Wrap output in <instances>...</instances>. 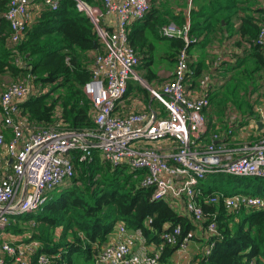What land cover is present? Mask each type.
<instances>
[{
    "label": "trees",
    "instance_id": "1",
    "mask_svg": "<svg viewBox=\"0 0 264 264\" xmlns=\"http://www.w3.org/2000/svg\"><path fill=\"white\" fill-rule=\"evenodd\" d=\"M8 1L0 0L1 12ZM83 1L99 7L102 0ZM155 1L151 0L149 12L142 18L144 29L128 32L131 47L138 48L137 53L143 48L146 50L143 56L138 53L142 64L146 66L149 62L151 56L147 53L154 48L152 40H168L174 62L179 51L186 47L191 81L188 86L197 90L198 80L204 74V60H192L191 50L203 48L219 30L224 38L232 39L236 50L230 55L231 61L220 60L217 65L220 68L226 64L218 72L224 74L229 87L215 102L217 98L211 97L210 85L208 107L216 103L214 108L224 116L230 114L226 109L232 103L236 111L232 109L231 116L241 115L244 119L240 123H245L246 118L253 115L252 103L244 99L245 89L252 83L255 86L260 77L258 72L264 76V44L256 41L264 21V0H203L207 7L197 9L193 7L196 0H176L181 9L175 13L166 10V3L155 4ZM208 7L210 10L206 9ZM166 13H170L169 17ZM186 18L190 40L187 46L181 35H162L163 26L173 22L182 27ZM35 20L28 25L13 52L5 47L9 30L5 21L0 29V54L4 56L0 57L1 67L9 68L17 80L28 78L37 91L20 104L22 117L31 126L66 127L77 131L93 127L94 111L84 86L91 80L90 63L99 50L94 24L76 9L74 0H60L56 10L45 9ZM15 60L19 66L14 64ZM227 125L229 128L232 124ZM71 156L75 172L65 187L52 193L36 211L17 216L10 225L13 233H27V240L37 241L36 254H47L49 264H78L77 255L83 256L85 264H89L110 240L118 224L129 232L140 230L146 244L152 246L160 242L162 231L179 226L177 242L164 245L161 251L160 259L164 263L178 249L184 235L198 228L201 238L196 234L192 238L199 242L193 257L197 253L199 256L205 246H211L207 255L200 256L201 264H264V207L241 206L229 210L221 202H209L213 194L219 193L226 196L245 193L264 198V178L213 173L200 180L201 193L195 201L204 214L198 225L190 215L179 212L168 202L153 200L151 189L140 184L141 170L127 164L111 165L98 152L93 153L89 162L78 161L76 152ZM19 221L22 226L17 224ZM210 223H215V234L207 232ZM31 264H37L36 255L31 257Z\"/></svg>",
    "mask_w": 264,
    "mask_h": 264
},
{
    "label": "built area",
    "instance_id": "2",
    "mask_svg": "<svg viewBox=\"0 0 264 264\" xmlns=\"http://www.w3.org/2000/svg\"><path fill=\"white\" fill-rule=\"evenodd\" d=\"M38 2L43 8L56 10L60 0H9L0 11L2 21L9 28L8 43L15 47L23 39L30 21L29 6ZM78 11L85 13L94 24L99 50L90 63L91 80L84 91L92 102L93 127L77 131L56 126H31L21 115L20 104L37 93L27 82L6 85L1 92L2 124L10 129L9 139L0 130V232L17 216L34 212L47 200L49 193L59 189L74 176L71 153H77L80 162H89L94 152L111 165L127 164L143 172L142 187L151 189L153 200H164L192 221L200 224L203 210L195 198L201 193L200 180L213 173L264 178V133L255 140H241L229 147L213 134V140L203 142L206 132L205 108L209 105L207 89L212 85L211 74L204 73L198 80V89L188 95L189 55L186 47L177 54L174 69L153 95L165 108V116L156 117L145 112L118 115L115 108L127 90L130 79H139L136 67L140 56L128 42V26L145 17L151 0H102L93 6L83 0H74ZM191 2V0H189ZM113 15V28L104 26L105 16ZM189 18V17H188ZM189 23L182 27L171 22L162 28V35H181L185 46L190 42ZM256 41L264 44V21ZM246 120L253 125L264 123V110ZM241 115H232L230 127L240 124ZM226 135L231 134L232 128ZM211 203L221 202L225 208L235 210L241 206L264 207V198L245 193L213 194ZM150 221V220H149ZM179 226L160 233V242L149 252L140 230L129 232L118 224L111 239L89 264H165L161 259L164 245L175 244L180 235ZM208 234L216 233L215 223L207 226ZM194 236L189 230L177 250L187 249ZM29 243L12 244L2 240L0 264H31L36 255L37 264H49L47 254H36ZM211 246L201 249L187 264H201V255H207ZM142 250L138 252L136 250ZM9 257V259L7 258Z\"/></svg>",
    "mask_w": 264,
    "mask_h": 264
},
{
    "label": "crops",
    "instance_id": "3",
    "mask_svg": "<svg viewBox=\"0 0 264 264\" xmlns=\"http://www.w3.org/2000/svg\"><path fill=\"white\" fill-rule=\"evenodd\" d=\"M176 1V0H175ZM165 2H163L164 4ZM176 2H170L167 4L168 6L165 8L170 13L179 12L181 9L180 4H176ZM192 5V4H191ZM193 7L195 9L207 7L205 1L203 0H196L193 1ZM164 9V10H165ZM208 10V8H206ZM45 8H43L38 2H32L29 6L30 11V21L28 25H31L36 21L35 19L38 18V15L40 12L44 11ZM185 11V10H184ZM170 13H166V16L169 17ZM188 18V17H187ZM186 18V21H187ZM143 20H136L129 24L128 26V32L134 33V30L141 28V30L144 29L143 26ZM103 24L106 27L113 28L115 24V17L113 15L105 16L103 19ZM2 26V24H1ZM9 35V30L7 31ZM156 43L157 46L152 48L149 53H147L148 57H150L149 62L145 66L142 64L143 62L140 61V63L136 67V73L139 76V79H130L127 84V90L124 96L120 99L118 102V105L115 108V112L118 115H125L130 112H145L149 114H154L156 117H162L165 116V108L162 105V103L153 95V91H159L161 88V85L163 82H165L169 76L171 75L175 62L173 57L171 58L172 51L169 48V41L167 43H163L159 39H156V41H152V44ZM7 49L10 50V52H13L14 47H12L8 41L5 45ZM147 47H149L147 45ZM146 48V47H145ZM138 49V48H137ZM136 49V50H137ZM235 51L236 48H234V44L232 39L224 38L222 36V33L217 30L215 34L210 36L209 41H207L203 48L194 47L191 50V55L193 57L192 60H199L202 58L204 60V66L202 67V73L211 72L213 77L212 87L211 90H209L211 97L217 98L215 102H218V98L222 97L223 92L229 87V84L226 83L227 80L224 81L223 76L224 74L221 71L222 68L226 67L224 64L220 68H217V65L219 64L220 60H229L230 55L232 51ZM139 54L143 56L144 51H146L143 48V51L138 50ZM1 52V51H0ZM150 52H152L150 54ZM150 54V55H149ZM146 55V56H147ZM217 56V57H216ZM1 59L4 58L2 54H0ZM146 57V58H148ZM231 61V60H229ZM15 65L19 66L20 63L17 62V60L14 61ZM1 69H8L6 66L1 67ZM213 70V73H212ZM228 76V73H225ZM257 76H260L259 79H257L255 86L252 83L251 85H248L247 89H245L244 99L248 98V100L253 105L254 108L261 107L264 110V76H262L259 72ZM225 77V76H224ZM191 82L190 80L188 81ZM189 88V86H188ZM2 89L0 88V96H1ZM195 91L190 89L187 91L188 95L192 96ZM239 92L241 93V88L239 89ZM249 92V94H248ZM22 104V103H21ZM216 104V103H215ZM215 104H211L209 107L205 108L204 116L206 119V132L203 136V142H219V139L213 140V134L218 133L219 138H225L223 139L226 144L229 147H236L240 144L241 140H255L258 136L264 133V123H261L259 126L258 124L253 125L252 123L246 121L245 123L235 124L232 128V135H226V132L228 131V120L231 118V113L236 111L234 108V104L230 103L228 104V107L226 111L230 112L229 118L227 113H225L224 116H220L218 114V111L214 108ZM229 107H233L228 109ZM21 109V108H20ZM234 111H233V110ZM225 111V112H226ZM238 112V111H237ZM255 111H253V114ZM227 115V116H226ZM227 121V123H226ZM258 122V121H257ZM0 130L3 131L5 139H9L11 133L10 129L7 127H4L2 124V115H1V108H0ZM1 167V166H0ZM181 212L180 210H178ZM182 213V212H181ZM17 219V217H16ZM12 224V222H11ZM10 224V225H11ZM7 226L6 229H4L2 232H0V245L2 240H6L11 242L12 244H19V243H29L35 240H27L28 234L25 233H17L11 231V226ZM194 234H196L197 237L201 238V231L198 228L193 229ZM111 239V238H110ZM22 240L25 242H22ZM27 241V242H26ZM37 242V241H35ZM38 243V242H37ZM39 246V243L34 246V249L37 250ZM199 247V242H196L194 240H191L186 250H176L172 253V255L169 257L168 262L165 264H187L188 260L184 262L183 260H178V257L180 255H184L185 257L190 255L193 257L196 249ZM147 250L151 251L153 249L152 245H147ZM180 252V253H179ZM178 256L176 257V255ZM9 259V257H7Z\"/></svg>",
    "mask_w": 264,
    "mask_h": 264
},
{
    "label": "rangeland",
    "instance_id": "4",
    "mask_svg": "<svg viewBox=\"0 0 264 264\" xmlns=\"http://www.w3.org/2000/svg\"><path fill=\"white\" fill-rule=\"evenodd\" d=\"M165 2V3H167V4H169L170 2H176L175 0H156L155 1V4H158L159 2ZM179 2L177 1V3L176 4H178ZM152 41H156V39L155 40H152ZM160 41H162L163 43H167V41L168 40H164V39H162V40H160ZM153 45L156 47L157 46V44L156 43H153ZM20 80L21 81H23V82H27L26 80H25V77H21L20 78ZM260 80V79H259ZM14 82H17V79H15V77L11 74V72L8 70V69H1L0 68V88L1 89H3L6 85H8V84H11V83H14ZM230 108H233V107H229L228 109H230ZM252 110H253V108H252ZM254 111V110H253ZM65 184V183H64ZM64 187H65V185H64ZM63 186L62 187H60L59 189H56V190H54V191H52V192H50L49 193V196L53 193V194H55L56 192H57V190L59 191V190H61L62 188H64ZM49 196H48V198H49ZM47 198V199H48ZM17 224H19V225H21L22 224V222L21 221H19ZM22 226V225H21ZM22 242H25V240L23 241L22 240ZM27 242V241H26ZM186 250V249H185ZM136 251H138V252H142V250H140V249H138V250H136ZM180 253V252H179ZM178 256V254L176 255V257ZM192 259V257L189 255H187L186 257L184 256V255H180L179 257H178V260H183L184 262H186L187 260L189 261V260H191ZM75 260H77L78 261V264H85V259H84V257L83 256H79V255H77V257L75 258Z\"/></svg>",
    "mask_w": 264,
    "mask_h": 264
},
{
    "label": "water",
    "instance_id": "5",
    "mask_svg": "<svg viewBox=\"0 0 264 264\" xmlns=\"http://www.w3.org/2000/svg\"><path fill=\"white\" fill-rule=\"evenodd\" d=\"M95 47H96V45H95ZM257 124H258V126H259V125L261 124V122H260V121H258V122H257Z\"/></svg>",
    "mask_w": 264,
    "mask_h": 264
}]
</instances>
